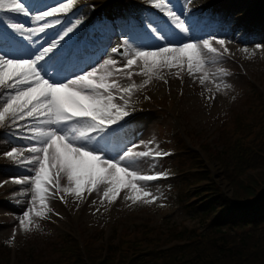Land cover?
Wrapping results in <instances>:
<instances>
[{"label": "rangeland", "instance_id": "obj_1", "mask_svg": "<svg viewBox=\"0 0 264 264\" xmlns=\"http://www.w3.org/2000/svg\"><path fill=\"white\" fill-rule=\"evenodd\" d=\"M39 1L26 3L21 0L29 9L28 16L0 12V22L7 24L15 34L16 31L10 27L12 23L25 26V34H20L22 42L19 44L23 58H29L37 52L36 47L39 50L48 46L52 40H58V34L71 27L73 32L60 41V47L50 54L52 65L47 72L52 80L65 81L111 58L118 62L116 68H124V72L113 71L112 79L122 88L135 85L130 98H126L125 101L117 100V103L126 104L129 115L110 128L113 129V133L109 131L102 138H98V141L90 143L88 145L90 148L103 152L109 158L117 157L132 145H139L138 151L154 153H167L170 148L178 150L181 142L173 122L176 120L184 133L185 146L197 149L205 163L203 168L209 171L213 180L227 194L243 196L251 180L264 177V117L260 114L262 108L258 106L259 102L255 97L259 94L263 96L261 98L264 101V44L260 46L261 48L258 47L259 52L256 48L247 51L242 48L243 43L254 45L264 40H245V37L240 38L244 35L242 26L235 24L228 30L229 23L227 29L220 23L223 9H232L234 14L241 13L243 11L241 6L245 0H170L173 10L188 29L186 34L175 26L165 12L153 6V0H72L70 10L85 1L88 5L29 41L26 38L27 29L43 23L34 22L32 17L66 2V0ZM254 3L249 1L248 6L250 5V9L255 8L256 11L263 4ZM215 8L214 20L207 21V14L209 11H215ZM254 10L251 13H254ZM247 13L246 11L245 15ZM193 15H198V20H194ZM57 16L64 17V13H58ZM107 17H111V20ZM113 19L116 25L113 24ZM91 21L95 22L92 27L95 35L91 36L88 44L93 50L78 46L77 51L82 55L79 68L66 75L65 70L63 74L59 73L60 63H63L70 53H75L71 52L70 46ZM233 21H238V18ZM152 28L157 29L164 39H159L152 32ZM213 36L225 40L227 51L213 41V46L219 50V54L209 55L210 63L204 70L193 71L192 74H189L185 65L183 68H161L158 74L152 72L145 75L148 70L144 68L142 61H138L131 69H126L127 58L111 52L112 48H118L121 52H131L133 49L155 50L160 46L180 45ZM0 37L3 38L1 35ZM0 50L10 51L11 48L0 45ZM136 69L143 70V73L136 74ZM129 71L130 78L125 74ZM202 78L203 84L200 82ZM2 91L4 89L0 87V92ZM150 96L149 103L147 99ZM240 117L254 128L244 130L242 126L234 125ZM141 119L142 125L134 126V123ZM24 123L25 121H21V124ZM8 125L4 132L10 129V134H0V264H5L2 263L5 254L11 257L20 256L24 264L35 263L39 256L38 252L42 253V249H46L61 238L66 229L78 232L83 227L81 236L88 239L84 228L88 227L89 231H92L98 225L106 229L105 222L110 216L119 225L121 232L130 225L137 224L139 227L144 222L155 225L162 235L175 229H204L206 222L202 220V215L196 210L187 209L181 201L186 197L184 194L186 192L180 184L182 179L179 177L180 170L177 167V165L181 167L182 157L177 154L168 158L157 157L155 160L146 157L133 165L141 174L161 177L139 182L144 191L151 193V196L141 195L136 202L125 198L126 195H131L128 189L121 190L115 201L110 202L103 197L106 186L101 185L99 191L91 193L85 191L81 199H77L71 193L61 192L69 204L67 209L60 206L57 196L47 198V209L40 206L38 198L33 205L34 189L28 184L15 182L17 179L31 177L34 174L32 167L18 164L4 155L12 148H18L22 150L20 159L23 160L30 155L24 150L29 141L20 138L26 135L23 130L12 129L14 126L10 123ZM185 166L186 172L189 173L184 172V176H189L192 184H205L191 179L193 173L191 160L186 162ZM60 185L68 186L66 176L60 178ZM145 199L152 202L144 203ZM200 200L201 198H196L197 202ZM80 206H83V210L77 209ZM30 207L33 208L31 214L33 223L25 230L20 221ZM203 210L201 208L198 211ZM35 211H43L44 215L37 217ZM61 216L64 218L60 219ZM46 217L54 218L57 222L49 226ZM210 218L211 216L207 217V220ZM92 223L95 226H90ZM259 230L264 233V225ZM29 251L33 252L31 261L25 258L24 254Z\"/></svg>", "mask_w": 264, "mask_h": 264}, {"label": "snow or ice", "instance_id": "obj_2", "mask_svg": "<svg viewBox=\"0 0 264 264\" xmlns=\"http://www.w3.org/2000/svg\"><path fill=\"white\" fill-rule=\"evenodd\" d=\"M71 6L72 0H66L58 7L36 14L32 17L33 21L43 23L28 28L26 38L32 41L34 36L60 24L57 14L68 12ZM153 6L165 12L181 32H188L170 5V0L167 3L166 0H153ZM0 12L30 15L21 0H0ZM50 17L56 18L49 20ZM10 27L21 35L25 34V26L22 24L12 23ZM72 32L71 27L63 30L58 34V40H52L48 46L40 48L29 58H9L7 53H0V87L4 89L0 92V124L8 120L18 130H23L26 135L20 138L29 141L24 150L30 153L23 160L20 159L22 150L18 148H12L4 155L18 164L31 166L34 173L31 177L17 179L15 182L32 187L35 193L32 196L33 205L38 198L43 209H47L46 200L50 196L63 192L81 199L85 191H99L101 185L106 186L103 197L110 202L115 201L123 189L130 191L131 195L125 198L132 202L139 200L141 195L150 197L151 193L144 191L139 182L152 181L159 176L141 174L133 165L143 158L151 157L155 160L166 153L138 151L140 146L132 145L117 157L109 158L88 146L129 115L126 104L117 103V100L130 98L135 85L122 88L112 79L113 71L124 72V68H116L118 62L109 58L65 81L52 80L44 69L50 54ZM152 32L159 39H164L157 29L152 28ZM213 41L227 51L225 40L213 36L180 45L160 46L155 50L133 49L131 52H121L118 48H112L111 52L127 58L126 69L142 61L148 70L145 75L152 72L158 74L161 68H183L185 65L189 74H192L193 71L204 70L210 63L209 55L219 54ZM125 74L130 78V71ZM200 82L203 84L204 78ZM18 121L25 123L18 124ZM63 176L67 178V187L60 185ZM59 198L64 199L62 195ZM143 202L152 201L145 199ZM32 213L33 208L30 207L20 221L25 230L33 223ZM43 215V211H35V216Z\"/></svg>", "mask_w": 264, "mask_h": 264}, {"label": "trees", "instance_id": "obj_3", "mask_svg": "<svg viewBox=\"0 0 264 264\" xmlns=\"http://www.w3.org/2000/svg\"><path fill=\"white\" fill-rule=\"evenodd\" d=\"M261 8L259 20L264 25V5ZM255 97L264 117V101L259 94ZM236 121L234 125L244 130L254 128L242 117ZM187 160H191L192 166L201 163L196 151H190ZM192 178L209 181L193 195L201 196V200L192 204L194 209L205 208L201 213L206 222L204 230L175 229L166 237L135 226L121 232L113 225L110 237L103 242L99 241L103 231L99 227V231L90 233L92 237L84 252L75 238L66 236L42 249L35 263L25 264H264V233L258 231L264 225V177L251 180L243 196L227 195L208 170H201ZM237 232L241 233L236 235ZM32 256L28 253L25 258L31 261ZM8 257L5 254L2 263L10 262ZM21 260L18 256L16 264Z\"/></svg>", "mask_w": 264, "mask_h": 264}]
</instances>
